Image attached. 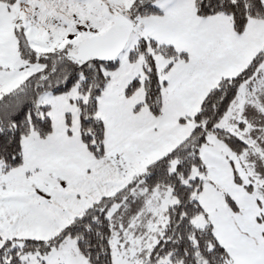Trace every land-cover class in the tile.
<instances>
[{"label":"snow or ice","instance_id":"6c2138e0","mask_svg":"<svg viewBox=\"0 0 264 264\" xmlns=\"http://www.w3.org/2000/svg\"><path fill=\"white\" fill-rule=\"evenodd\" d=\"M0 264H264V0H0Z\"/></svg>","mask_w":264,"mask_h":264}]
</instances>
